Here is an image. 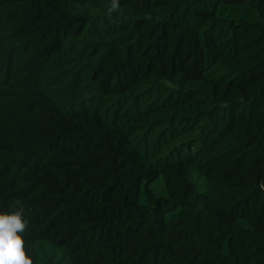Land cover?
<instances>
[{"label":"trees","instance_id":"obj_1","mask_svg":"<svg viewBox=\"0 0 264 264\" xmlns=\"http://www.w3.org/2000/svg\"><path fill=\"white\" fill-rule=\"evenodd\" d=\"M0 0V212L34 264H264V0Z\"/></svg>","mask_w":264,"mask_h":264},{"label":"clouds","instance_id":"obj_2","mask_svg":"<svg viewBox=\"0 0 264 264\" xmlns=\"http://www.w3.org/2000/svg\"><path fill=\"white\" fill-rule=\"evenodd\" d=\"M119 10V0H111L108 13ZM14 202L13 209L0 212V264H34L33 259L27 254L24 232L27 230L28 221L24 218V208Z\"/></svg>","mask_w":264,"mask_h":264}]
</instances>
